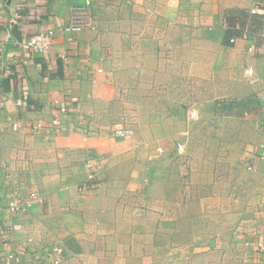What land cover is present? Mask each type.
<instances>
[{"label":"crops","instance_id":"1","mask_svg":"<svg viewBox=\"0 0 264 264\" xmlns=\"http://www.w3.org/2000/svg\"><path fill=\"white\" fill-rule=\"evenodd\" d=\"M84 3L0 0V264H54V245L60 264H264V0H91L98 29L65 30ZM49 29L42 53L23 43ZM196 100L246 108L166 191L143 133ZM120 115L139 116L138 138L114 133Z\"/></svg>","mask_w":264,"mask_h":264},{"label":"rangeland","instance_id":"2","mask_svg":"<svg viewBox=\"0 0 264 264\" xmlns=\"http://www.w3.org/2000/svg\"><path fill=\"white\" fill-rule=\"evenodd\" d=\"M195 102V110H193L179 101L177 115L156 117L160 119V128L156 130L148 125L150 130L143 133L150 143L149 150L153 155L148 162L160 163L163 178L160 187L166 188V191L176 190L179 187L186 188L190 175V169L186 166L188 161L194 162L195 166L200 168L204 157H218L220 141L235 134L234 129L237 124L235 116L230 113L236 109L238 112H243L246 108L243 102L240 105L235 104L234 101L223 100H196ZM225 102L231 105L227 107ZM236 118L240 121L238 122L240 125L246 123L244 116ZM166 119L169 120L165 122ZM115 120H117L115 123L119 125L114 133H119L121 137L131 135L132 138H138V115H120ZM172 127L177 131H171ZM180 145H183V148ZM159 147H163V152H159Z\"/></svg>","mask_w":264,"mask_h":264},{"label":"built area","instance_id":"3","mask_svg":"<svg viewBox=\"0 0 264 264\" xmlns=\"http://www.w3.org/2000/svg\"><path fill=\"white\" fill-rule=\"evenodd\" d=\"M84 29L97 30L98 22L94 18L91 10V0H85L84 4L74 6L71 10L70 20L68 24L65 26V30L78 32ZM55 31L53 29H49L44 32L36 33L27 36L23 43L32 49L35 53H42L53 41L55 37ZM236 38H231V41L234 42ZM253 48V47H252ZM30 94L27 88L22 89V93L16 100V104L18 107H26L29 104ZM4 104V97L0 98V107ZM67 112L66 106H61L59 113L55 115L52 119V125H59L61 123V117ZM38 132L41 134H50L52 129L51 127L44 126L42 123H37ZM12 128L14 130H19L21 128L20 121H14L12 123ZM119 134V133H118ZM125 134V133H123ZM261 147H264V144H261ZM159 152H163V147L158 148ZM252 169V166L248 167ZM41 200V196L37 191H31L28 195L23 197H14L10 200L8 208L12 212H26L29 210L31 205L35 201ZM259 246H262V243H258ZM60 245H54L47 253L49 258L53 259L54 264H60L61 257L59 253L61 252ZM16 259V253L10 252L5 256L4 264H12V261Z\"/></svg>","mask_w":264,"mask_h":264},{"label":"trees","instance_id":"4","mask_svg":"<svg viewBox=\"0 0 264 264\" xmlns=\"http://www.w3.org/2000/svg\"><path fill=\"white\" fill-rule=\"evenodd\" d=\"M233 34V32H230V34L229 35H232ZM235 34H239V32L238 31H236L235 32ZM228 37H231V36H228Z\"/></svg>","mask_w":264,"mask_h":264}]
</instances>
